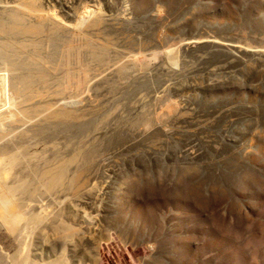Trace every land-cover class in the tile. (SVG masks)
Masks as SVG:
<instances>
[{"label":"rangeland","instance_id":"374dc122","mask_svg":"<svg viewBox=\"0 0 264 264\" xmlns=\"http://www.w3.org/2000/svg\"><path fill=\"white\" fill-rule=\"evenodd\" d=\"M2 186L0 264H264V0H0Z\"/></svg>","mask_w":264,"mask_h":264},{"label":"bare ground","instance_id":"6f19581e","mask_svg":"<svg viewBox=\"0 0 264 264\" xmlns=\"http://www.w3.org/2000/svg\"><path fill=\"white\" fill-rule=\"evenodd\" d=\"M16 21H17V19H16ZM15 27V26H14ZM36 48V47H35ZM38 50V49H37ZM35 51V50H34ZM15 53V52H14ZM36 58V57H35ZM39 58V57H38ZM34 64V63H33ZM27 81V80H26ZM42 81V80H41ZM29 82H31V81H29ZM22 84V83H21ZM26 84V83H25ZM27 86H28V84H27ZM32 87V86H31ZM21 91V90H20ZM29 93V92H28ZM65 117V119L66 118H71L70 116H68V115H66V116H64ZM68 120V119H67ZM16 156V155H15ZM2 157V156H1ZM8 160H9V158H8ZM13 165H14V163H13ZM55 183V182H54ZM24 184V183H23ZM26 185V184H25ZM17 187V186H16ZM21 187V186H20ZM19 187V188H20ZM5 193V189L3 188V186H2V188H0V197H2L3 196V194ZM19 258V257H18ZM58 260V259H57ZM56 262H58V261H55V262H53V261H50V263H52V264H56ZM44 264V263H43ZM59 264V263H58Z\"/></svg>","mask_w":264,"mask_h":264},{"label":"trees","instance_id":"16d2710c","mask_svg":"<svg viewBox=\"0 0 264 264\" xmlns=\"http://www.w3.org/2000/svg\"><path fill=\"white\" fill-rule=\"evenodd\" d=\"M217 166V165H216ZM217 168H222L221 166H218ZM207 174L206 173H201L200 175H199V177L198 178H200V179H202L203 177H205ZM216 175H220V171H217L216 172Z\"/></svg>","mask_w":264,"mask_h":264}]
</instances>
